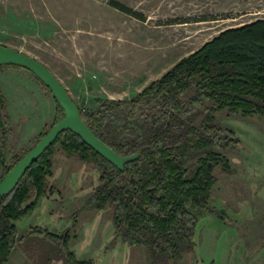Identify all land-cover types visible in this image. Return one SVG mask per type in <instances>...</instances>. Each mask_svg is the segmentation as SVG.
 <instances>
[{"label": "rangeland", "instance_id": "1", "mask_svg": "<svg viewBox=\"0 0 264 264\" xmlns=\"http://www.w3.org/2000/svg\"><path fill=\"white\" fill-rule=\"evenodd\" d=\"M259 20L264 0H0V45L36 58L78 107L93 112L99 102L132 99L222 32ZM0 93L15 153L24 155L56 119L53 95L33 73L12 66L0 67ZM218 120L240 140L220 151L232 172L215 171L212 213L200 216L196 249L168 264H264V118L225 111ZM99 177L94 164L58 145L47 181L54 192L15 222L20 241L7 264H66L67 252L93 264H152L147 248L129 247L116 235L112 207L86 208ZM45 232H69L68 247Z\"/></svg>", "mask_w": 264, "mask_h": 264}, {"label": "trees", "instance_id": "2", "mask_svg": "<svg viewBox=\"0 0 264 264\" xmlns=\"http://www.w3.org/2000/svg\"><path fill=\"white\" fill-rule=\"evenodd\" d=\"M111 5L144 20L119 2ZM53 99L56 119L43 129L37 142L65 115ZM99 103L93 112L79 107L83 120L118 154H137V160L120 171L76 134L62 133L16 189L0 197V264H7L20 241L15 222L32 213L48 192H54L47 181L58 145L68 156L92 163L100 171L99 185L86 208L103 211L112 207L116 235L126 245L147 248L152 264L177 263L193 252L200 216L211 212L215 171L232 172L229 159L220 151L240 145L233 131L221 127L218 114L227 111L264 118V20L222 32L132 99ZM12 138L7 100L0 93V182L32 149L24 155L15 153ZM45 234L64 248L71 240L69 232ZM66 264L93 261H80L67 252Z\"/></svg>", "mask_w": 264, "mask_h": 264}, {"label": "water", "instance_id": "3", "mask_svg": "<svg viewBox=\"0 0 264 264\" xmlns=\"http://www.w3.org/2000/svg\"><path fill=\"white\" fill-rule=\"evenodd\" d=\"M14 65L33 73L51 92L64 110L61 118L37 144L27 152L0 182V197L10 195L29 168L48 150L64 132L71 131L79 136L92 150L120 171L137 160L138 155L121 156L99 139L83 120L78 105L74 102L60 80L36 58L16 49L0 45V67Z\"/></svg>", "mask_w": 264, "mask_h": 264}, {"label": "crops", "instance_id": "4", "mask_svg": "<svg viewBox=\"0 0 264 264\" xmlns=\"http://www.w3.org/2000/svg\"><path fill=\"white\" fill-rule=\"evenodd\" d=\"M44 125V124H43Z\"/></svg>", "mask_w": 264, "mask_h": 264}]
</instances>
